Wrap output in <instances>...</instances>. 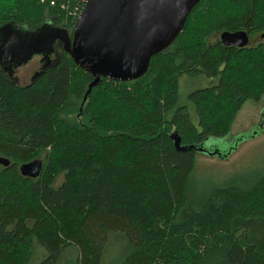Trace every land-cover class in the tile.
<instances>
[{
	"label": "trees",
	"instance_id": "1",
	"mask_svg": "<svg viewBox=\"0 0 264 264\" xmlns=\"http://www.w3.org/2000/svg\"><path fill=\"white\" fill-rule=\"evenodd\" d=\"M82 1L0 0V29L52 22L72 36ZM224 32L261 38L264 0H201L145 76L100 79L83 107L95 78L64 50L27 86L0 68V157L10 162L0 166V264H30L35 245L40 264H104L112 236L128 251L120 264H264V172L197 209L187 185L198 151L170 139L201 148L224 138L264 96V45L224 47ZM184 77L208 81L187 96L193 109ZM38 158L41 175L24 178L20 166Z\"/></svg>",
	"mask_w": 264,
	"mask_h": 264
},
{
	"label": "water",
	"instance_id": "2",
	"mask_svg": "<svg viewBox=\"0 0 264 264\" xmlns=\"http://www.w3.org/2000/svg\"><path fill=\"white\" fill-rule=\"evenodd\" d=\"M200 1L86 0L72 36L64 29L46 33L36 31L21 37L14 46L0 43V50L7 54L10 62H27L33 55L45 54L56 41H62L64 51L75 65L95 78L84 97L83 107L100 79L132 82L145 76L151 59L171 47ZM261 38L264 39V34ZM220 42L224 47L244 49L249 46L250 39L246 32H224ZM170 139L178 152L196 149L220 156L203 147H183L177 132H173ZM9 165L8 160L0 157V166ZM43 167V161L36 159L21 165L19 171L24 178L37 179Z\"/></svg>",
	"mask_w": 264,
	"mask_h": 264
},
{
	"label": "rangeland",
	"instance_id": "3",
	"mask_svg": "<svg viewBox=\"0 0 264 264\" xmlns=\"http://www.w3.org/2000/svg\"><path fill=\"white\" fill-rule=\"evenodd\" d=\"M257 43L264 45V39L258 38L250 46ZM41 66V57L36 56L26 66L20 67L17 71L19 85H29L33 74ZM206 86L208 81L204 78H181L179 81L181 101L188 104L189 93ZM188 106L193 109L190 104ZM192 119L197 124L194 114ZM203 148L207 152L218 151L223 156L195 153V170L188 181L187 197L188 203L197 209L201 208L214 190L226 187L246 189L264 172V96L258 102L248 101L243 106L228 136L211 138L203 144ZM63 179L61 175L58 183L60 184ZM127 252L125 244L121 245L120 239L112 236L104 264H120ZM69 253L67 251L66 258L71 255ZM44 256L43 250L35 245L30 264H40Z\"/></svg>",
	"mask_w": 264,
	"mask_h": 264
},
{
	"label": "flooded vegetation",
	"instance_id": "4",
	"mask_svg": "<svg viewBox=\"0 0 264 264\" xmlns=\"http://www.w3.org/2000/svg\"><path fill=\"white\" fill-rule=\"evenodd\" d=\"M55 29H62L56 27L52 22H46L38 29L34 30H28L27 28L21 27V26H15V25H6L3 26L0 29V43L9 44V45H16L17 42L21 37H25L27 34L31 32H40V33H46L50 32ZM256 40L250 41V44L255 42ZM249 44V46H250ZM64 50V43L62 41H56L50 48L47 50L45 54H41L38 57H41L42 66L38 69L37 72H35L31 78V83H35L42 74H44L47 69L54 63V61L61 55L62 51ZM7 54L2 53L0 50V68L3 70L5 75L8 79H11L13 82L19 84V77L17 76V71L20 67L26 66L28 63H30L33 59L36 58V55H33L29 61L24 62L23 60L19 61H13L10 62L7 59ZM29 84V85H30ZM243 139V138H241ZM239 139V140H241ZM238 140V142H239ZM220 156H223L220 154Z\"/></svg>",
	"mask_w": 264,
	"mask_h": 264
},
{
	"label": "built area",
	"instance_id": "5",
	"mask_svg": "<svg viewBox=\"0 0 264 264\" xmlns=\"http://www.w3.org/2000/svg\"><path fill=\"white\" fill-rule=\"evenodd\" d=\"M82 3H83V7H84V5H85V3H86V0H83ZM80 13H81V11H80ZM79 15H80V14H79Z\"/></svg>",
	"mask_w": 264,
	"mask_h": 264
}]
</instances>
